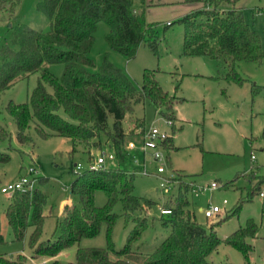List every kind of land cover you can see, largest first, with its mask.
Returning <instances> with one entry per match:
<instances>
[{"label": "trees", "instance_id": "16d2710c", "mask_svg": "<svg viewBox=\"0 0 264 264\" xmlns=\"http://www.w3.org/2000/svg\"><path fill=\"white\" fill-rule=\"evenodd\" d=\"M136 1L142 7L152 4L151 0ZM183 1L198 2L201 6L177 19L182 25V54L207 57L226 70V79L240 83L236 63H260L264 51L258 35L245 24L241 11L233 7L234 0ZM133 2L39 0L35 8L47 18L48 30L42 32L17 24L11 27L10 46L0 48V92L10 87L16 78L38 73L25 102L9 100L5 105L6 113L15 124L16 142H28V130L33 128L41 139L50 136L67 139L69 155L82 152L90 162L97 153L108 150L116 163L80 172H73L71 168L74 177L68 191L78 196V206L71 204L64 208L47 240H40L44 194L36 188L8 194L10 198L3 211L6 223L16 239H21L26 228L31 227L27 236L31 255L18 253L12 260L0 256V264H35L32 260L53 257L73 245H76L74 261L53 259L44 264H230L207 260L220 241L238 250L244 264H249L250 246L244 238L253 236V222L249 219L245 227L235 229L223 240L218 239L211 227L205 229L196 223L186 210L188 201L182 191L186 188L182 175L171 187L175 193L161 206L170 211L166 217L161 214L159 217L160 225L168 228V234L149 252H141L135 245L151 223L149 213L154 202L134 195L133 173L118 167V163L127 158L125 137L141 136L145 131L143 119L132 116L133 106L148 100L172 126L173 105L181 98L162 90L152 69L142 70L140 86L136 87L121 68L109 62L106 53L92 71L83 63L89 62L85 57L93 42L96 23L100 21L107 27L103 35L107 47L125 59L134 56L142 41L155 52V28L144 22L142 11L134 9ZM14 5L15 0H0V11L9 16ZM166 23V26L170 24ZM53 63L62 64L59 76L46 67ZM4 139L9 140L10 133L0 124V140ZM160 145L165 150L175 148L169 135ZM8 159L6 152H0V164ZM165 162H168L166 157ZM33 179L39 184L45 180L37 175ZM98 190L105 195V202L100 206L93 201L94 192ZM117 203L119 213L113 211ZM118 219L131 228L121 247L115 248L113 230ZM102 226L105 247H78L81 238L94 237Z\"/></svg>", "mask_w": 264, "mask_h": 264}, {"label": "rangeland", "instance_id": "374dc122", "mask_svg": "<svg viewBox=\"0 0 264 264\" xmlns=\"http://www.w3.org/2000/svg\"><path fill=\"white\" fill-rule=\"evenodd\" d=\"M38 1L15 0L9 16L0 11V48L10 46L11 27L17 24L42 32L48 30L47 18L35 8ZM152 3L142 7L134 0L132 5L142 11L144 22L155 28V52L142 41L134 56L125 59L107 47L103 39L107 27L100 21L96 23L93 42L85 57L89 62H83L86 69L92 71L106 53L109 62L121 68L136 87L140 86L142 70L152 69L162 90L181 98L173 105L175 120L172 126L165 123L148 100L133 106L132 116L143 119L145 130L155 127L166 131L175 147L169 150L158 147L162 158L154 160L148 152L142 154L137 150L141 136L125 137L124 148L127 150L129 142L136 148L127 150V158L118 163V167L133 173L134 195L154 202L149 213L151 223L135 245L141 252H149L168 234V228L160 225L158 206L161 207L175 190L161 189L159 183H166L171 176L172 181H177L182 175L183 186H186L185 192L184 187L182 191L188 201L186 210L195 222L205 229L211 227L216 237L223 240L235 229L245 227L250 219L255 231L253 236L244 238L250 246L248 263L264 264V197L258 196L259 189L264 186V57L260 63H236L235 72L242 79L240 83L226 79V70L213 60L204 56H185L181 52L182 25L177 19L201 4L183 0H152ZM233 7L241 11L245 24L258 35L264 51V0H234ZM166 21L170 22L167 26ZM46 67L56 76L62 72L60 63L47 64ZM37 77V72L20 76L0 92V124L10 133L9 140H0V152L9 156L5 164H0V185L26 174L29 167L34 169L37 177L45 178L41 184L34 182L32 188L39 189L45 196L40 240H47L51 238L56 218L63 214L61 203L67 200L78 206V196L68 191L74 177L70 171L73 164H79L77 172H80L94 159L88 162L82 152L69 155L67 139L59 136L41 139L33 128L28 130V142H16L15 124L6 113L5 105L9 100L25 102ZM46 89L50 91L49 87ZM59 114L64 117L61 111ZM104 165L114 166L116 163L112 160ZM210 181L216 182L215 189L202 190L195 195L187 185L188 182L205 184ZM9 198L10 195L0 193V256L12 260L21 253L29 257L27 236L31 227L26 228L21 239L14 237L3 213ZM222 200L225 203L222 204ZM93 201L102 205L104 193L95 191ZM208 205L219 207L213 218L203 216V209ZM113 211L120 212L119 203L114 205ZM130 228L131 225H123L121 219L116 221L113 230L115 248L121 247ZM103 229L102 226L94 237L81 238L78 247H105ZM75 249L76 245L69 246L53 257H38L32 261L35 264L53 259L72 262ZM207 260L230 264L245 262L238 250L222 241L210 252Z\"/></svg>", "mask_w": 264, "mask_h": 264}, {"label": "built area", "instance_id": "2783aa9c", "mask_svg": "<svg viewBox=\"0 0 264 264\" xmlns=\"http://www.w3.org/2000/svg\"><path fill=\"white\" fill-rule=\"evenodd\" d=\"M264 10V9H263ZM167 24V23H166ZM167 125H170L169 121H165ZM168 136V133L163 130H159L155 127H151L148 130H145L144 133L141 135V145H139L137 150L141 152L142 154L148 152L154 160L161 159V153L158 150V147H160L161 141H163ZM136 147L132 142L127 143V149L133 150ZM113 159V155L111 152L103 151L102 153H97L95 155L94 161L88 164L87 169H96L99 166H102L106 163V161H111ZM79 164H74L73 166V172H77L79 169ZM34 169L31 167L28 168V171L26 174L21 175L14 180L8 181L2 185H0V193L8 195L11 192L18 190V191H25L32 189L35 173ZM144 173V172H143ZM171 176V175H170ZM172 177V176H171ZM167 178V180L164 182L159 183V187L164 190H169L171 187H173L175 184H177V181H172V178ZM188 187L190 188V191L194 193V195L202 190H213L217 187V184L215 181H210L205 184H198L194 182H188ZM258 196L263 198L264 197V186H262L258 191ZM225 203L224 200H222V204ZM159 214L165 215L168 214L170 211L168 208L160 207L158 206ZM219 212V207L216 205H208L203 209V216L205 218H213L216 216Z\"/></svg>", "mask_w": 264, "mask_h": 264}, {"label": "crops", "instance_id": "0c3cea01", "mask_svg": "<svg viewBox=\"0 0 264 264\" xmlns=\"http://www.w3.org/2000/svg\"><path fill=\"white\" fill-rule=\"evenodd\" d=\"M151 3H152V0H151ZM153 4V3H152ZM151 4V5H152ZM167 22V21H166ZM10 181V180H9ZM62 205V211L64 210L65 207L71 205V203L67 202V200H65L64 202L61 203ZM45 262V260H42L41 262H38L36 264H43Z\"/></svg>", "mask_w": 264, "mask_h": 264}]
</instances>
